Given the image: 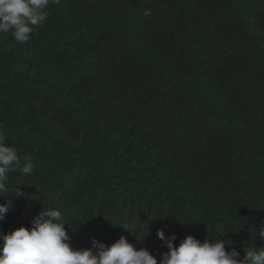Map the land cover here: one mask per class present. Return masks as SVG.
<instances>
[{"label":"trees","instance_id":"obj_1","mask_svg":"<svg viewBox=\"0 0 264 264\" xmlns=\"http://www.w3.org/2000/svg\"><path fill=\"white\" fill-rule=\"evenodd\" d=\"M48 11L27 44L0 33V131L35 165L8 173L0 233L51 207L76 249L125 236L159 264V229L264 247V0Z\"/></svg>","mask_w":264,"mask_h":264},{"label":"clouds","instance_id":"obj_2","mask_svg":"<svg viewBox=\"0 0 264 264\" xmlns=\"http://www.w3.org/2000/svg\"><path fill=\"white\" fill-rule=\"evenodd\" d=\"M52 3L59 4L60 0H0V33L11 32L15 41L27 44L35 28L47 21ZM6 141L7 136L0 131V193L22 195L19 187L9 186L8 173L19 169L22 175L30 176L35 165L28 158L21 165L17 150L6 146ZM10 206L0 203V221L5 219ZM31 224V229L21 226L7 234L0 233V264H158L149 250L143 247L137 250L125 236L111 245L93 238L91 248H73L68 224L59 209L44 207ZM258 234L264 240V225ZM157 236L169 249L162 254L159 264H264V247L246 248L241 259L235 248L226 250L225 240L201 242L188 235L177 247L175 234L168 238L164 229H159ZM137 239L145 240L138 236Z\"/></svg>","mask_w":264,"mask_h":264}]
</instances>
